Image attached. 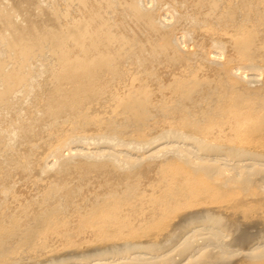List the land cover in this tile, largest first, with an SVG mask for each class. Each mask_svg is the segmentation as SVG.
<instances>
[{"label":"bare ground","instance_id":"1","mask_svg":"<svg viewBox=\"0 0 264 264\" xmlns=\"http://www.w3.org/2000/svg\"><path fill=\"white\" fill-rule=\"evenodd\" d=\"M218 31L247 63H235L221 39L207 44ZM263 76L264 0H0V108L15 117L26 111L13 144L0 129V193L29 167L25 147L44 126L94 121L110 94L130 124L142 127L159 107L169 127L122 146L108 144L114 134H70L66 153L45 157L44 169H68L82 156L97 161L84 160L75 168L81 175L106 178L119 160L134 166L177 155L167 164L174 181L150 212L141 199L136 218L124 217L126 197L112 192L102 210L81 218L95 228L94 244L31 264H264V82L252 86ZM215 125L210 140L205 131ZM19 208L23 215L1 209L9 229L0 239L20 232L34 247L56 232L69 240L63 218ZM7 250L0 240V254Z\"/></svg>","mask_w":264,"mask_h":264},{"label":"rangeland","instance_id":"2","mask_svg":"<svg viewBox=\"0 0 264 264\" xmlns=\"http://www.w3.org/2000/svg\"><path fill=\"white\" fill-rule=\"evenodd\" d=\"M20 17H17L18 21H22ZM218 27H223L221 22L218 23ZM213 37L224 42L226 53L235 63L248 62L235 56L228 35H224L221 31L215 32V34L208 37V45L212 42ZM43 77L44 75L39 78ZM263 82L264 78L261 82L252 83V86H261ZM106 89L110 93L114 89V84H108ZM123 90V86L119 87V91L123 92ZM103 98H105L102 102L103 107H100L94 121L86 123L81 117H77L73 122L72 119L66 117L63 123L55 129L44 126L42 132L35 137L34 141L25 147L29 167L24 171L25 173L23 170L19 171L20 176L17 174L12 178L13 181L7 194L0 193V203L2 204L0 211L2 209L8 213L22 214L17 210L20 206V208L23 207V212L27 216L50 214L63 218L65 225H67L66 234L69 240L65 239L62 234L50 232L46 238L40 239L32 247L24 243L25 238L20 232L13 236L3 234L0 240L6 244L8 250L0 254V264H6L11 260L20 262V264H31L45 261L48 255H54L58 252L72 253L75 250H85L96 242L97 236L94 227L82 226L81 218L91 213L95 208L98 211L102 210L110 201L112 192H115L119 197H126V204L120 210L122 215L136 218L138 213H131V210L135 208V204L144 199L142 205L145 208V214H147V211L150 212L151 209L150 201L162 193L161 186L166 182L174 181L172 175H170V169H167V164L171 162L169 159L177 158V155L171 152H161L159 155L147 158L142 163L134 166L119 160L115 163L116 168H113L114 170L106 178L98 175L95 170L81 175L75 169L76 167H79L84 160L97 161L82 156H73L68 169L63 168L61 165L44 169L45 157L49 156V160L54 161L59 154L66 153L70 141L66 139L70 134L103 137L114 134V142L111 141L108 144L116 145L124 139L133 138L140 141L143 137L149 139L169 127L166 118L169 113L159 111V107L152 108L151 113H148L147 119L143 123L144 125L139 127L136 124L129 123L126 119L127 115L121 107L116 106L117 100L111 94ZM167 100H170V96H167ZM154 101L160 103V99ZM25 112V109H21V116L15 117L12 111L0 108L1 133L10 144L15 141L10 138L12 137L14 125L26 116ZM135 126H137V130ZM213 128V133L205 131V135L210 140L214 139L219 133V125H215ZM218 141L226 142L227 140L226 138H219ZM116 146L122 145L118 144ZM2 158L0 154V161H2ZM67 197H70L69 204H67ZM137 220H134V222L136 221L134 224L138 225ZM20 221L21 223L28 222L25 217ZM2 229L7 230L9 226L0 219V231ZM254 230L257 232V229Z\"/></svg>","mask_w":264,"mask_h":264}]
</instances>
